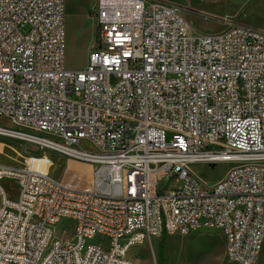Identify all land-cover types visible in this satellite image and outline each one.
<instances>
[{"label":"built area","instance_id":"2783aa9c","mask_svg":"<svg viewBox=\"0 0 264 264\" xmlns=\"http://www.w3.org/2000/svg\"><path fill=\"white\" fill-rule=\"evenodd\" d=\"M183 8L97 0L87 65L68 69L65 0H0V118L14 126L0 135L94 164L87 188L52 177L45 152L0 165L19 187L0 185V264H136L131 246L196 228L223 232L228 261L257 263L264 28L225 16L194 35ZM219 163L232 166L214 183L194 168Z\"/></svg>","mask_w":264,"mask_h":264},{"label":"rangeland","instance_id":"374dc122","mask_svg":"<svg viewBox=\"0 0 264 264\" xmlns=\"http://www.w3.org/2000/svg\"><path fill=\"white\" fill-rule=\"evenodd\" d=\"M170 1L179 2L185 7L182 13L194 35L223 31L225 23L220 18L232 17L231 13L235 14L234 18L241 23L249 25V22H252L264 27V0L259 1L250 12L247 8L252 4V0ZM96 7L97 0H65V66L68 69H82L87 65L89 50L97 34V24L91 14ZM205 13L211 17L206 18ZM0 125L14 127L3 118H0ZM43 152L48 158L45 169L52 177L79 186L84 183H87L88 187L92 186L94 164L72 159L50 150H43L28 141L0 135V165L24 168L30 156L42 155ZM85 166H91V169L87 170ZM231 166L229 163L211 164L210 166L197 164L194 168L209 182L214 183L221 179ZM0 185L9 197L13 199L18 197L19 187L15 180L4 178L0 181ZM176 185H179V182H175L174 186ZM77 240V237H74V241ZM152 240V246L149 242L131 246L127 258L136 264H187L186 261L177 263V260L172 259L174 250L185 252L187 251L184 249L185 246L186 249H190L191 242L207 240V247L199 253L195 264L229 263L225 253V235L219 229L196 228L187 234H166ZM161 243L164 248L162 253Z\"/></svg>","mask_w":264,"mask_h":264},{"label":"bare ground","instance_id":"6f19581e","mask_svg":"<svg viewBox=\"0 0 264 264\" xmlns=\"http://www.w3.org/2000/svg\"><path fill=\"white\" fill-rule=\"evenodd\" d=\"M3 136H8V135H3ZM9 137V136H8ZM20 140H24V141H28L31 142L33 144H37V142L35 140H33L32 138H27V137H14ZM80 188H83V186H80ZM175 234V233H173ZM201 240H196L195 242H191L190 243V249H186L185 246V252H179L177 249L174 250V253L172 254V259L173 260H177V263L179 262H184L186 261L187 264H195L199 258V253L205 249L207 247V240L205 241H201ZM257 263L256 264H264V242L262 244L260 253H259V259H257Z\"/></svg>","mask_w":264,"mask_h":264},{"label":"crops","instance_id":"0c3cea01","mask_svg":"<svg viewBox=\"0 0 264 264\" xmlns=\"http://www.w3.org/2000/svg\"><path fill=\"white\" fill-rule=\"evenodd\" d=\"M259 1H261V0H252L251 2H252V4L247 8V10L250 12V10L259 2ZM246 12V11H245ZM231 15H233L232 17H235V14H233V13H231ZM249 25H251V26H254V27H258V28H264L263 26H260V25H256V24H253L252 22H249ZM73 164H75V165H77V166H79L78 164H76V163H74L73 162ZM85 167H87V170H89V169H91V166H85ZM81 186H83V188H87L88 186H87V183H84V184H82ZM210 229V228H209ZM214 229V228H213ZM144 243H146V242H144ZM144 243H141L142 245L144 244ZM225 243V242H224ZM136 245H138V244H136ZM225 245V244H224ZM227 264H234L233 262H230L229 261V263H227Z\"/></svg>","mask_w":264,"mask_h":264},{"label":"trees","instance_id":"16d2710c","mask_svg":"<svg viewBox=\"0 0 264 264\" xmlns=\"http://www.w3.org/2000/svg\"><path fill=\"white\" fill-rule=\"evenodd\" d=\"M163 249H164V248H163V245H162V243H161V253L163 252Z\"/></svg>","mask_w":264,"mask_h":264}]
</instances>
